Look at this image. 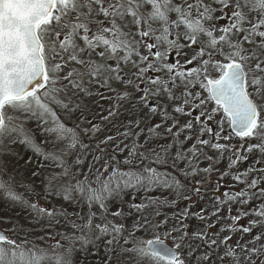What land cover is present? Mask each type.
Wrapping results in <instances>:
<instances>
[{
    "label": "snow or ice",
    "instance_id": "snow-or-ice-1",
    "mask_svg": "<svg viewBox=\"0 0 264 264\" xmlns=\"http://www.w3.org/2000/svg\"><path fill=\"white\" fill-rule=\"evenodd\" d=\"M0 205V264H264V0H0Z\"/></svg>",
    "mask_w": 264,
    "mask_h": 264
},
{
    "label": "rangeland",
    "instance_id": "rangeland-1",
    "mask_svg": "<svg viewBox=\"0 0 264 264\" xmlns=\"http://www.w3.org/2000/svg\"><path fill=\"white\" fill-rule=\"evenodd\" d=\"M224 165H221V167H223ZM214 179L211 181V183H214ZM16 213L11 211L10 209H8L6 206L4 205H0V216L2 217H10V218H15ZM21 223H24V221H21ZM6 227H10V225H6V224H0V228H6Z\"/></svg>",
    "mask_w": 264,
    "mask_h": 264
}]
</instances>
